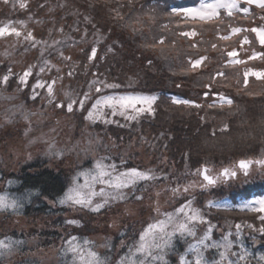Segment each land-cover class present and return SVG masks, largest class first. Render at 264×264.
<instances>
[{"label": "rangeland", "instance_id": "obj_1", "mask_svg": "<svg viewBox=\"0 0 264 264\" xmlns=\"http://www.w3.org/2000/svg\"><path fill=\"white\" fill-rule=\"evenodd\" d=\"M93 1L95 4L88 6L80 0H7V3L0 0V26L10 24L22 33L20 37H0V77L4 76L3 71L6 70L18 73L35 66L31 76L33 82H28L23 88L15 81L0 83V189L5 174L22 172L25 168L32 173L49 169L65 177L67 192L73 186L77 173L92 168L100 157H105L106 163L116 164L120 171L132 167L142 171L151 170L157 179L141 181L135 189H125L128 199L111 202L99 212L45 199L53 208H61V215L0 214V233L15 231L24 234L28 248L25 252L13 251L7 255L6 263L30 257L37 264H51L56 260L62 237L73 231L88 234L95 251L108 252L113 249L117 253L119 249L133 245L149 223L164 219V213H171L168 210L189 200L192 207L199 208L204 218L208 217L210 224L217 226V231L221 232L227 226L224 216L221 211L206 206L209 198L227 195L246 185L250 187L253 183L261 184L264 181V165L257 163L264 160V147L252 145L248 147V156L240 157L252 162L247 175L232 162L224 167L217 163L210 166L209 162L204 161L205 165H209L208 174L214 178L225 168L237 171L235 178H222L215 185L204 186L206 182L198 174V170L204 166H195L188 158L182 160L180 156L179 143L183 135L179 134L180 129L176 126L180 116L185 120L188 117L187 121L192 125L196 117L201 120L202 115L211 127L232 124V109L236 106L239 112L245 113L241 122L239 117L236 118L242 134L264 131V117L259 116L264 114V78L257 79L249 74L247 84L244 82V73L248 69L264 70V59H248L253 52H264V46L251 31L252 28L264 26V13L249 10L245 14L240 10L245 8L242 4L248 7L258 5L238 0L239 8L233 10L231 17L227 13H220L218 18L211 21L192 19L186 24L180 15L182 12L173 13L170 0ZM20 2H25L27 6L20 8ZM120 3H127L126 16L133 28L127 29L125 35L113 36L99 15L108 5ZM141 4H146L150 10L139 9ZM85 5L92 11L86 9ZM145 25L150 29L144 28ZM232 27L246 31L232 34L228 40L220 39L229 35ZM138 29H143V32L139 33ZM29 31L41 42L35 47L24 39ZM193 31L196 32L193 37L181 35ZM244 36L248 37L249 42L241 45ZM161 37L164 38L163 44L157 43ZM54 41L59 43L54 44ZM128 42H131V47ZM213 44L217 46L215 49ZM93 47L97 49L96 57L89 61ZM233 50L237 53L236 59L246 63L225 66L229 59L227 53ZM201 56L207 59L201 67L191 70L189 60ZM45 60L50 62L49 66L40 73ZM147 66L154 74L145 71ZM221 71L224 75L217 76ZM194 73H202L205 83L210 81L209 75L215 77L210 81L213 82L210 84L211 90L231 98L232 105L209 108L214 97L206 98L204 93L210 89L195 86L198 84L193 80H189L190 83L187 81L189 76L201 78L194 76ZM163 75L165 78L172 77L175 84L168 85ZM36 79L56 81V100L52 104L47 102L46 89H39V96L32 99V84ZM182 79L183 83L180 81ZM93 80L119 85L116 89H103L106 95L153 96L149 93L159 90L173 93L177 98L193 101L194 104L180 105L178 109H170L172 113L164 111L165 116L137 120L134 124L121 116L111 117L110 112L109 117L116 122L93 123L85 119L96 98L95 87L91 91L89 89ZM85 92H90V100L85 107L81 109L76 104L74 111L68 112L66 105L69 97L65 93H69L71 99H78ZM160 100L169 104L170 99L163 97ZM57 103H63L65 107L56 108ZM196 104L201 107H195ZM191 109L196 115L187 116L186 112L191 114ZM25 116L28 118L25 119ZM242 139L247 141L244 137ZM237 159L236 156L230 157L233 162ZM78 179L79 183H84L83 177ZM173 189L178 191L173 192ZM96 190L99 191V185ZM137 196H142V199L137 200ZM94 199L96 203L102 202L101 197ZM70 220L79 223L70 224ZM199 226L204 227L203 224ZM53 231L61 235L60 240L50 236ZM118 235L123 238L117 239Z\"/></svg>", "mask_w": 264, "mask_h": 264}, {"label": "snow or ice", "instance_id": "obj_2", "mask_svg": "<svg viewBox=\"0 0 264 264\" xmlns=\"http://www.w3.org/2000/svg\"><path fill=\"white\" fill-rule=\"evenodd\" d=\"M7 3V0H5ZM249 5L256 4L259 8L264 9V0H247ZM27 5L25 2H20L19 7L25 8ZM239 8L238 0H200L198 7L185 8V9H173V13L182 12L185 19L191 18L193 20L200 21H211L219 17V10L224 9L229 17L232 16L233 10ZM243 13L248 14V8H240ZM117 16L119 17V12L117 11ZM122 18V17H121ZM87 19V17L85 18ZM264 19V17H262ZM22 23V22H21ZM135 30V29H134ZM245 29L239 27H232L231 33L229 35L221 36L220 39L228 40L232 34H238ZM252 32L256 34V37L261 46H264V26L252 28ZM6 35H14L20 37L22 33L10 24L5 26H0V37ZM181 35L185 37H193L196 32H184ZM26 41H30L32 46L35 47L40 41H37L33 34L29 31L26 36H24ZM248 37L244 36L241 41V45L248 43ZM46 44V42H43ZM59 43L54 41V44ZM160 44L164 43V38L157 42ZM155 45H153L154 47ZM195 47L196 45H192ZM215 49L217 46L212 45ZM111 50V49H109ZM97 49L93 47L91 49V54L88 56L89 61H92L96 57ZM62 55V53H61ZM229 59L226 62L228 64H244L246 61L236 59L237 53L235 50L227 53ZM264 59V52H253L251 56L248 57L249 60L252 59ZM65 59H70L65 57ZM207 59L205 56H201L199 59H190L189 63L191 65V70H196L201 67L203 62ZM49 61H43V66L40 67V73H43L49 66ZM33 67L29 66L19 77V82L21 84H27L28 78L33 74ZM54 67V66H53ZM59 71V69H57ZM72 73L70 72L69 75ZM249 74L255 76L257 79L264 78V70L254 71L248 69L244 73V82L247 84ZM217 76H223L224 73L218 72ZM215 80V77L212 78ZM9 80V75H4L0 77V83H7ZM56 81L51 82L36 80V83L32 85L33 96L32 99L35 100L39 93L35 89H46L47 92V102L52 104L56 100V95L54 92V85ZM95 87L96 98L92 102L91 108L87 111L86 120L95 123L97 120H101L105 124L116 122L114 119L109 117V112L111 117L121 116L126 121H137L139 117L144 114H153V104L156 101V96H143V95H131V94H103V89H116L119 85L107 84L103 81L93 80L89 84V89ZM210 91H206L204 96L214 97L213 102L208 105L209 108L223 107L225 104L231 106L233 101L231 98L227 97L223 93H218L211 90V85H205ZM66 97H69V102L67 103V111H74V105L79 104V107L83 109L86 103L90 100V92H85L84 95L78 99H71L69 93H65ZM172 101L175 104L193 105L194 102L190 100H182L177 97H172ZM195 107H201V105H194ZM56 108L63 109L65 105L63 103L55 104ZM28 117L25 116V119ZM227 124L221 131L226 130ZM51 150V146H50ZM105 157H100L95 160L92 168L86 169L82 172H78L77 176L73 178V186L68 189L64 196L59 200L61 204H72L79 205L83 208H87L93 212H99L106 205L115 201H124L128 199L125 189H135L136 185L141 181L155 180L157 177L152 174L151 170L142 171L138 168H126L120 171L116 164L106 163ZM123 164V161L121 162ZM251 161L241 160L239 162V168L244 171L245 175L248 174V168ZM257 163L264 165V160L257 161ZM198 174L203 177V181L206 182L204 186H211L217 184V182L222 178H235L237 176V171L225 168L223 169L217 177H213L208 174V169L204 167L202 170H198ZM79 177H83L84 183H79ZM97 185H99V191L96 190ZM178 189H173V192H177ZM187 191V188H185ZM96 197H101L102 202L96 203ZM137 200H141L142 196H137ZM253 205H259V207H253ZM208 206L220 207V205L214 201H209ZM20 207L19 202L16 199H10L7 195H0V210L11 209L13 211L18 210ZM241 210L256 211L259 213H264V198L258 200L246 201L241 204ZM164 219L156 220L154 223H149L143 231L140 232L136 242L129 247L128 253L122 257L117 264H166L164 260V251L168 249L172 240L176 235L181 237H193L195 242L191 243L187 249L188 253H191L194 257L193 260H187L185 256L180 257L181 264H209L204 256V250L215 248L219 251V260L214 261L213 264H241V261H246L249 253L247 249L241 248L239 253L231 252L233 241L229 240L228 236L223 238L222 242L212 241L209 242L211 237L210 233L214 226L210 225L208 230L203 236L197 238L195 231V224L207 223L203 214L199 209H194L192 207V201H187L184 205H181L174 212L164 213ZM183 218V219H181ZM262 221V226L259 229L261 233H264V215L258 217ZM70 224H78V221L70 220ZM237 238L239 237L240 225H237ZM252 228L253 225H248ZM172 230L169 231L168 229ZM24 242L16 241L10 238L0 239V258L10 255L14 249H18ZM67 247L64 249V254H71L72 261L71 264H108L107 257H102L97 251L94 250V245L91 241L85 239L80 241L77 237H71L67 242ZM236 257V259H232ZM264 260V256L260 257Z\"/></svg>", "mask_w": 264, "mask_h": 264}, {"label": "trees", "instance_id": "obj_3", "mask_svg": "<svg viewBox=\"0 0 264 264\" xmlns=\"http://www.w3.org/2000/svg\"><path fill=\"white\" fill-rule=\"evenodd\" d=\"M82 3H86L88 6L95 4L93 0H80ZM170 6L173 9L180 10L186 6L190 5H197L200 3V0H170ZM127 4V3H126ZM125 3H120L119 5H108V7L103 10L99 17L100 19L106 23V26L110 28V33L113 36L117 34L125 35L127 34V29L133 28L128 21L127 15V5ZM87 5L86 9L91 10ZM243 7L248 8L250 11L257 10L258 12L264 13V9L259 8L258 6H250L248 7L246 4H242ZM241 6V7H242ZM145 9L147 12L150 8L145 4H141L139 9ZM92 11V10H91ZM117 11L119 12V17L117 16ZM181 13V12H180ZM220 13H227L226 11L222 10ZM243 13V11H242ZM187 24L192 19L188 18L185 19L182 13L180 14ZM122 17V18H121ZM193 21V20H192ZM144 28L148 30L150 27L146 25ZM138 32H143V29H138ZM128 46L131 47V42H128ZM133 50V49H130ZM136 53V51L134 50ZM95 66V65H94ZM25 71V70H24ZM24 71L18 73H9V71H3V75L9 74L8 81H15L16 84L19 85L20 88L26 86V84H21L19 82V77L23 75ZM150 74H154L150 71L148 66L145 68ZM196 77H201L202 73H194ZM32 76V75H31ZM28 78V82L32 80V77ZM213 76L209 75L208 80L213 81L211 78ZM154 78V77H153ZM162 78L166 79L168 85L175 84L176 81L172 80L170 76L165 78L163 75ZM37 80V79H36ZM36 80L33 84L36 83ZM189 80H193L198 85L197 87L205 86L212 84L213 82L207 81L205 83L204 78H191L188 77ZM183 83V79L180 80ZM27 82V83H28ZM33 81H31L32 83ZM32 84V85H33ZM178 85V84H176ZM28 88V87H25ZM147 89V88H145ZM144 89V90H145ZM39 88L35 89L37 92ZM157 97L156 101L153 104L154 112L153 114H144L139 117L138 120L145 121L146 119L156 118L157 116H163L164 111H170V109H178L180 105L184 104H175L172 101V97H176L175 94H170L169 92L164 91H151V93ZM166 97L169 98V104H165L160 99ZM253 106V105H251ZM255 106V104H254ZM192 107V106H191ZM194 109V108H193ZM193 109L191 114L186 112L187 116L196 115L193 114ZM172 113V111H170ZM234 115H232V124H227L228 127L226 130L221 131L224 128V125L214 126L211 127L209 123L205 120V117L202 115V119H198L196 117V121L192 123V125L187 121L189 118L187 117L185 120L184 117L180 116L177 119L176 126L180 129L179 134L182 136V141L179 143L181 146V157L182 160L189 159L190 163L196 164L195 166H204L208 169V164L205 165L204 161L210 163H217L218 165L223 164L221 166L227 167L229 164L235 163L237 164L238 160L246 161V158L240 157H247V152L252 145H258L257 147L263 146L264 147V131L259 133H252L248 132L249 134H242V132L238 129L239 124L237 121V117L240 118V122L243 119L244 112H239L238 108L235 106L232 109ZM166 113V112H165ZM177 113V112H176ZM165 116V115H164ZM264 117V114L259 115ZM258 116V117H259ZM254 118L255 120L258 119ZM101 121V120H97ZM201 121V124L200 122ZM134 124L136 121H131ZM252 131V129H249ZM250 134L254 137L250 138ZM242 137L246 138L247 141L242 139ZM249 147V148H248ZM246 148V149H245ZM245 149V151H244ZM263 150V149H260ZM236 156L238 157L236 162L230 160V157ZM258 156V155H257ZM260 157V156H258ZM172 158L174 156L172 155ZM175 159V158H174ZM250 160V159H249ZM232 162V163H230ZM5 181L3 183L2 188L0 189V195H7L10 199H16L20 207L18 210L13 211L11 209L8 210H0V214L7 213L10 215H32V214H41V215H49V214H57L61 215L60 209H55L51 205H48L46 200L59 202L60 197H62L66 190V180L65 177L62 176L60 173H53L51 170L43 169L41 171H36L35 173L30 172L26 168L22 172H14L5 174ZM264 198V181L261 184H252L250 187L244 186L239 188V190H235L234 192L228 193L227 195H221L217 197H210L209 200L206 202V206H208L209 201H214L220 205V207H209L213 208L214 211H221L222 215L224 216L225 226L221 232H218L217 226L212 228L210 233V241L222 242L225 236H228L229 240L233 241L231 252L239 253L241 248L247 249L249 255L247 256L246 261H241V264H264V260H261L260 257L264 256V233H261L259 229L262 226V221L258 218L260 215H264V213H259L256 211H249V210H241V204L246 201L251 200H258ZM187 201H183L181 204H177V206L168 212H173L181 205H184ZM254 207V206H253ZM197 208V207H196ZM203 209L204 205L202 206ZM199 209V208H197ZM207 223H199L203 224V228L196 224L195 231L197 234V238L204 235V233L208 230L209 226L211 225L208 221L209 218H205ZM237 225H240L239 229V237L237 238ZM248 225H253L252 228H249ZM51 233V232H50ZM50 236L56 240H60V236L58 232L53 231ZM10 238L16 241H23L24 242V234L16 233L15 231H5L0 233V239ZM71 237H77L80 241L85 239L89 240L88 234L80 233L73 231L72 233L64 235L61 240V246L56 252V260L51 264H71L72 256L71 254L65 255L64 249L67 247L66 242ZM122 235H118L117 239H122ZM91 241V240H89ZM92 242V241H91ZM119 242V241H118ZM118 242H115L117 244ZM195 242V238L193 237H181L176 235L173 240L171 246L166 249L163 253L164 260L166 264H181L180 257L183 255L187 260H193L194 257L191 253L187 252V249L191 243ZM93 243V242H92ZM114 246V242H113ZM112 246V248H113ZM26 242H24L18 249H14L13 251H27ZM223 249L217 250L215 248H210L204 250V256L209 264H213L214 261L219 260V251ZM129 251V248H121L118 250L117 253L114 252L113 249L107 251H97L102 257H107L108 264H117V262L124 257ZM232 259H236V257H232ZM0 264H37V262L32 258H20L16 261L7 262L6 263V256L0 258Z\"/></svg>", "mask_w": 264, "mask_h": 264}, {"label": "water", "instance_id": "obj_4", "mask_svg": "<svg viewBox=\"0 0 264 264\" xmlns=\"http://www.w3.org/2000/svg\"><path fill=\"white\" fill-rule=\"evenodd\" d=\"M240 161H241V160L238 161V163H237V167H239V162H240ZM202 169H203V168H202ZM202 169H201V170H202ZM200 177L203 179V177H202L201 175H200Z\"/></svg>", "mask_w": 264, "mask_h": 264}]
</instances>
